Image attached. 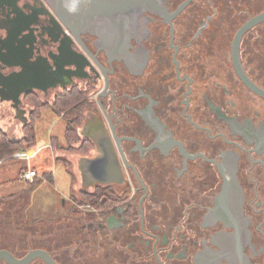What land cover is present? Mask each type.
<instances>
[{"label": "flooded vegetation", "instance_id": "af4514ba", "mask_svg": "<svg viewBox=\"0 0 264 264\" xmlns=\"http://www.w3.org/2000/svg\"><path fill=\"white\" fill-rule=\"evenodd\" d=\"M186 1L170 0L168 12ZM1 2L0 47L10 61L22 49L36 59L66 47L71 32L45 0ZM262 12L264 0H190L171 19L146 12L126 56L107 55L91 33L81 38L94 61L70 42L62 63L77 59L83 68L69 65L53 96L91 89L84 123L92 140L83 139L95 150L114 130L122 171L103 169L108 156L99 160L92 192L114 196L108 206L79 207L95 215L75 216L81 246L69 239L74 247L58 254L33 249L59 264H264V20L247 26ZM16 22L36 23L13 38L9 32L25 25ZM24 104L15 107L23 120ZM3 248L17 257L32 250Z\"/></svg>", "mask_w": 264, "mask_h": 264}, {"label": "water", "instance_id": "95a60500", "mask_svg": "<svg viewBox=\"0 0 264 264\" xmlns=\"http://www.w3.org/2000/svg\"><path fill=\"white\" fill-rule=\"evenodd\" d=\"M45 1L50 5L57 18L61 21L58 22L59 25L62 26L63 24L71 32L72 37L67 34L66 47L63 46L62 49L61 42L58 51L51 53L49 56H41L32 59V54L22 49L20 52L18 51L19 53L15 62L10 61L8 58H11V55L8 56V51L3 52L0 47V62L9 67H20L19 70L11 73H5L0 68V96L3 100H13L19 103L23 95L33 92L36 89H41L46 92L48 88L56 87L60 83V86H62V75L70 71V69L67 68L69 65L83 68V65L78 64L79 61L77 59L74 61H64L62 63V57L70 55V42L74 40L83 46L86 53H77L78 56L85 59L89 57L94 61L95 57L82 42L81 36L83 33H91L97 36L100 40V42H98L100 44L99 48L104 49L107 55L111 57L126 56L130 39L140 30L141 21L146 12L166 16V18L171 19L190 0L182 4L174 13L168 12L170 0ZM13 3L17 4V0H14ZM6 4L11 5L9 2ZM0 5H2L1 0ZM262 20H264V12L252 18L247 26H250L253 22L256 23ZM21 23L25 25L18 28L15 32L11 30L9 36L13 38L21 37V34L30 31L29 28L35 25L36 22H16L14 27ZM239 36L240 33L236 36V48ZM13 38H11V42ZM66 50L69 52H66ZM236 55L237 49H235V58L237 60ZM98 66L100 69L103 68L101 64H98ZM70 75L72 74H69V76ZM112 134L113 137L106 131L104 143L97 142L96 146L99 150H102V153H104L106 157L108 156V164L106 163L107 165L103 167V169L106 171L108 166V168L114 170L113 172L116 171L120 174L122 166L119 161V153H122L123 149L119 143L116 145L113 142V138H117L114 130ZM101 158V161L104 160L103 157ZM99 160L97 161L100 163ZM37 258L43 259L46 264H59L49 251L45 249H32L25 256L17 257L9 249L0 248V264H2V261L8 264H30Z\"/></svg>", "mask_w": 264, "mask_h": 264}, {"label": "rangeland", "instance_id": "374dc122", "mask_svg": "<svg viewBox=\"0 0 264 264\" xmlns=\"http://www.w3.org/2000/svg\"><path fill=\"white\" fill-rule=\"evenodd\" d=\"M50 96L48 98H51ZM13 102L0 98V127L9 133L20 135L22 121L16 115L18 110L16 112V106H12ZM65 125L64 119H58L51 109H46L36 123L37 138L39 141H47L54 133V136L63 142L62 146H65ZM76 144L78 143H74V146ZM75 153L78 152L75 151ZM70 165L68 168H72ZM6 166H9L8 175L16 177L17 165L12 168L8 163ZM54 167H56L54 173L57 178L55 188L58 191H54L46 182L40 186L13 182L1 190L6 194L20 192L18 198L23 196V199L21 198L22 200L20 199L13 205H3L0 202V248L11 247L18 253H23L44 245L58 254L67 244L74 247L73 243H67V241L70 239L72 242H76L75 235L79 232V226L82 223H79L77 217L73 216V218L69 213L73 205L69 202L71 177L63 162H58ZM71 170L74 174L75 170L73 168ZM75 195L83 198L82 192L81 195L75 192ZM60 212L62 214L58 215ZM76 244L81 246L80 242H76Z\"/></svg>", "mask_w": 264, "mask_h": 264}, {"label": "trees", "instance_id": "16d2710c", "mask_svg": "<svg viewBox=\"0 0 264 264\" xmlns=\"http://www.w3.org/2000/svg\"><path fill=\"white\" fill-rule=\"evenodd\" d=\"M90 90H81L78 86L65 89L57 93L52 100H45L35 91L24 95L23 100L29 105L28 118L22 125V136H16L0 127V163L13 160V155L22 149H32L37 143L36 123L46 109H51L55 114L62 115L66 122L67 146L63 147L58 141H53V146L57 150L69 152H80L87 154L93 144L90 140L80 136L79 129L85 120V112L91 108L89 100ZM82 142L81 146H74V143ZM43 177L53 183V173L45 172ZM34 181L32 184L39 183ZM114 192L108 188H100L94 192L83 194L81 203L94 204L98 207L108 206L112 202ZM79 206H75L72 214L81 216L84 220L90 221L95 217L93 213L81 214Z\"/></svg>", "mask_w": 264, "mask_h": 264}, {"label": "crops", "instance_id": "0c3cea01", "mask_svg": "<svg viewBox=\"0 0 264 264\" xmlns=\"http://www.w3.org/2000/svg\"><path fill=\"white\" fill-rule=\"evenodd\" d=\"M52 89L49 92H47V91L44 92L42 94V96L47 100H49V99L52 100L54 97L53 96L54 93L62 90V86L59 87V89L57 91L56 90L52 91ZM49 95H51L50 96L51 98H48ZM4 101H6V100H4ZM10 101H13V100H10ZM14 105L16 106V108L26 106L24 104V101L22 100V98H21L20 102L17 104H15L13 102L12 106H14ZM53 114L58 119H64V121H65V118L62 115H57L54 112H53ZM86 117H88V116L86 115ZM25 118H27V115L24 117V120L20 117V120L22 121V123H24V121H26ZM22 123L20 125V129L22 128V125H23ZM90 123L91 122L87 118L86 122L80 127L79 132H80V135L82 138L83 137L85 138L88 135L86 130H88L87 126ZM65 124H66V122H65ZM65 131H66V125H65ZM16 136H19V137L22 136V132L20 135H16ZM88 137H89V139L92 140L91 136L88 135ZM64 138H65L64 140L66 141V144L65 143L64 144H65V146H67L66 135L64 136ZM54 140L58 141L59 144L62 146L63 142L58 137L54 136V133H52L51 137L47 141H43V140L39 141V139L37 138L36 146L33 147L32 149H30V151L34 153V156L30 160L16 159V160H9V161H4V162L0 163V202H1V204L13 205L15 202L20 201V199L23 197L22 196V197L18 198V196L20 195V192H12V193L6 194V193L1 191L4 188L8 187V184L13 183V182H23L24 184L26 183L29 185H39V186L44 185V183L46 182V184L50 185V187L53 188L54 191H58L55 188V186L57 185V178H56V175L54 173V168L56 169V167H54V166H56L58 164V162H61V163L63 162L64 165L66 166L67 170H68L70 177H71V187H70L71 193H70V201L69 202L73 203V205H72L69 213H71L72 217L74 216L72 214V211L74 210V207L76 205L79 206V203L82 200L81 197H77L75 195V192H78V194L80 193V195H81V192H82V194H84V193H88V192L93 191L94 185L96 184V182L97 183L99 182V181H97V178H98V176H100L99 170H100V166H101L100 164H102V163H99L97 160H99L101 157H103L104 153H102V150H99L98 148H96L95 150H91L87 154L80 153V152H78V153L67 152L66 149L57 150L53 146ZM79 144L80 143L76 144L75 146H79ZM65 146H63V147H65ZM8 163H9V165H11L12 168L15 165H17L16 169L18 171H17V175H15L16 177H14V175H8V172H9L8 167L9 166H6V164H8ZM70 164L72 165L73 170H75L74 174L72 173V170H71L72 168H68ZM104 166H105V164L103 165V167ZM1 167H3V168H1ZM29 167H33V168L38 170L40 175L38 176L36 181L40 180L39 183L32 184V182H29L22 177L23 172L25 170H27ZM45 172H52L53 173V179H54L53 183H51L50 181H48L47 179H45L43 177ZM24 199H26V198H24ZM61 214L62 213L60 212L58 215H61ZM59 217H61V216H59Z\"/></svg>", "mask_w": 264, "mask_h": 264}, {"label": "built area", "instance_id": "2783aa9c", "mask_svg": "<svg viewBox=\"0 0 264 264\" xmlns=\"http://www.w3.org/2000/svg\"><path fill=\"white\" fill-rule=\"evenodd\" d=\"M34 156V153L31 152L30 150L28 149H22V150H19L17 151L13 157L14 159H25V160H30L32 157ZM39 172L37 169L33 168V167H29L27 170H25L22 174V177L29 181V182H34L38 176H39ZM80 208H89L90 205H79Z\"/></svg>", "mask_w": 264, "mask_h": 264}]
</instances>
